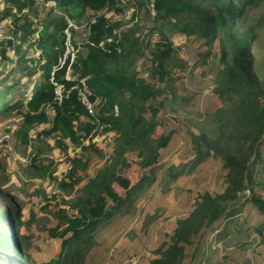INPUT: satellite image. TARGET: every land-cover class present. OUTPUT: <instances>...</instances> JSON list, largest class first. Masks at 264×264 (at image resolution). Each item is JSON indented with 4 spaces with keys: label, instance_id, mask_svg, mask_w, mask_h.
<instances>
[{
    "label": "trees",
    "instance_id": "obj_1",
    "mask_svg": "<svg viewBox=\"0 0 264 264\" xmlns=\"http://www.w3.org/2000/svg\"><path fill=\"white\" fill-rule=\"evenodd\" d=\"M119 2L57 0L56 8L62 15L52 18L46 26L38 29L27 20L20 23L16 28L18 43L9 41L8 50L15 52L16 62L29 70L25 56L21 55L23 44L37 49L39 61L34 68L41 78L33 85L30 97L18 93L12 103L7 100L0 104V112L17 110L27 124L34 120L50 123V128L42 131L45 135L58 136L83 150L87 149L84 140L93 141L102 132L115 133L112 157L118 154L121 159L128 147L137 149L157 139L156 152L143 158L142 166L149 167L175 133L173 129L167 130L162 110L180 99L179 92L199 91L209 82L213 83V93L222 106L209 113L211 130L193 136L194 154L197 161L208 157L219 160L225 189L217 197L200 196L192 210L177 221L172 235H165L166 241L157 251L159 258L153 264H192L198 248L197 264H264V73L258 70L254 54L259 34L253 29L244 30L243 22H238L241 17L246 19L249 8L259 7V2L134 1L136 11L132 20L138 18L139 12L147 16L154 10L156 18L166 26L173 25L185 36L204 40V52L197 54L202 80H189V85L184 82L181 87L172 84L174 78L168 62L177 53L164 36L150 50L151 77L155 81H148L137 72L136 60L143 53L140 46L151 45L144 43L141 35L132 36L131 31L118 33L120 23L110 24L104 11L120 12ZM6 4L0 23L13 12L16 21L21 22L23 11L34 5L35 0H6ZM87 12H92L93 18L88 20L86 42L76 54L66 53L67 18L81 20ZM8 50L2 49L0 57L11 62ZM14 72L12 69L8 73ZM58 86H62L61 100L56 94ZM15 87V84L7 86L0 94V103ZM85 90L89 92L91 111L79 99L80 92ZM48 109L51 116L47 114ZM23 138L27 140V135ZM59 145L66 154L67 147L63 142ZM66 159L73 182L60 185L73 188L78 183L74 176L82 160L79 155ZM111 164L113 167L126 165L119 159H113ZM48 168L40 166L38 170L46 177ZM108 171L97 174L100 186L96 192L87 185L79 190L76 201L88 206V215L71 218L69 226L55 234L61 239L60 259L44 264H84L94 243L95 231L112 219L116 211L124 210L132 199L134 187L130 176L114 171L105 177ZM114 184L126 189L124 196L116 192ZM21 215V207L15 202L8 209L0 205V253L11 255L10 246L24 261L29 256L22 252L19 242L29 243V237L17 233L25 223ZM36 219L33 216L29 221ZM189 249H193L190 256ZM0 262L4 264L1 257Z\"/></svg>",
    "mask_w": 264,
    "mask_h": 264
},
{
    "label": "rangeland",
    "instance_id": "obj_2",
    "mask_svg": "<svg viewBox=\"0 0 264 264\" xmlns=\"http://www.w3.org/2000/svg\"><path fill=\"white\" fill-rule=\"evenodd\" d=\"M134 1L137 0H120V12L105 10L104 14L110 24L120 23L118 33L131 31L132 36L141 35L144 43L151 45L149 48L143 44L140 46L143 53L136 60L140 76L155 81L156 78L151 77L153 60L150 50L155 49L156 43L164 36L177 53L176 58L168 62L174 78L173 86L181 87L184 82L189 85V80H202L197 54L204 52V40L185 36L173 25L166 26L164 21L156 18L154 10L147 16L139 12L138 18L132 20L136 11ZM256 1L259 7L249 8L246 19L241 17L238 22H243L244 30L253 29L259 34L254 54L258 70L264 73V0ZM56 5L57 0H35L34 5L23 11L21 22L16 21L15 12L4 18L0 23V51L9 49V41L18 43L16 28L24 20L40 29L52 18L62 15ZM6 8V0H0V17ZM69 18L74 26L70 29L72 31H65L66 53L74 55L86 42L88 20H92L93 13L87 12L81 20ZM21 53L25 56V64L30 66L29 70L16 62L17 56L11 49L7 51L11 62L0 57V94L10 84L16 85L15 91L1 105L7 100L12 103L18 93L30 97L33 85L41 78L40 72H35L34 68L35 62L39 61V51L25 43ZM12 69L15 72L8 73ZM213 90L214 84L209 82L199 91H181L178 93L180 99L162 110L167 130L173 129L175 133L167 147L159 151L157 161L149 167L142 166L143 158L156 152L157 139L137 149L128 147L121 159L118 154L112 157L115 133L102 132L93 141L84 140L87 149L83 150L60 140L58 136L45 135L42 131L48 130L50 123L34 120L27 124L23 114L17 110L0 112V205L8 209L15 202L21 207V219L25 223L17 233L29 237V243L25 240L19 242L22 252H27L29 259L21 261L13 253L14 248L9 246L11 255L0 253L4 264H44L60 259L61 239L55 234L68 227L71 218L88 215V206L76 201L79 190L87 185L96 192L100 186L96 176L107 169L110 172H106L105 177L114 171L118 175L122 172L130 176L133 196L124 210L116 211L112 219L95 231L94 243L84 264H153L159 258L157 251L166 241L165 235H172L177 221L192 210L200 196L210 194L217 197L225 189L219 160L208 157L197 161L194 154L193 136L211 130L209 113L222 106ZM47 114L52 115L50 109ZM24 134L27 140H24ZM59 142L67 147L66 154ZM77 155L82 160L74 176L78 183L73 188H63L61 182H73L68 175L70 165L66 158ZM113 159L123 160L126 165L114 168L111 166ZM40 166H49L48 176L42 175L38 170ZM114 189L125 195V188L114 184ZM33 216L37 219L30 222ZM192 252L193 249L188 250L189 256Z\"/></svg>",
    "mask_w": 264,
    "mask_h": 264
},
{
    "label": "built area",
    "instance_id": "obj_3",
    "mask_svg": "<svg viewBox=\"0 0 264 264\" xmlns=\"http://www.w3.org/2000/svg\"><path fill=\"white\" fill-rule=\"evenodd\" d=\"M152 12H153V10H152ZM67 23H68V28L66 29V32H68V30L71 29L74 26L69 20H67ZM56 94H57V98L59 100H61L62 99V86H58L57 87ZM88 94H89L88 90L80 92L79 99H80L81 103L83 105H85L88 110L91 111L92 110V104H91V102L88 99Z\"/></svg>",
    "mask_w": 264,
    "mask_h": 264
},
{
    "label": "water",
    "instance_id": "obj_4",
    "mask_svg": "<svg viewBox=\"0 0 264 264\" xmlns=\"http://www.w3.org/2000/svg\"><path fill=\"white\" fill-rule=\"evenodd\" d=\"M215 223H216V222H214V224H215ZM198 252H199V248H198V250H197V253H196V255H195V258H194V261H193L192 264H196L197 256H198ZM0 264H2V263L0 262Z\"/></svg>",
    "mask_w": 264,
    "mask_h": 264
},
{
    "label": "bare ground",
    "instance_id": "obj_5",
    "mask_svg": "<svg viewBox=\"0 0 264 264\" xmlns=\"http://www.w3.org/2000/svg\"><path fill=\"white\" fill-rule=\"evenodd\" d=\"M3 264V263H2Z\"/></svg>",
    "mask_w": 264,
    "mask_h": 264
}]
</instances>
